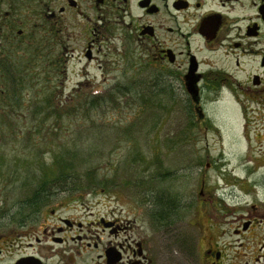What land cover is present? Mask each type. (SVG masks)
<instances>
[{"label":"rangeland","instance_id":"rangeland-1","mask_svg":"<svg viewBox=\"0 0 264 264\" xmlns=\"http://www.w3.org/2000/svg\"><path fill=\"white\" fill-rule=\"evenodd\" d=\"M62 4L0 0V217L24 214L29 194L53 175V159L82 151L87 159L76 161L79 176L57 189L50 185V201L28 213L42 218L55 209L83 223L56 250L70 256L86 243L98 247H86L84 258L69 264H97L109 242L127 249L138 241L145 264H211V251H222L218 264H264V216L256 219L264 214V111L245 120L240 110L222 106L214 116L219 128L208 140H192L184 94L156 78L135 80L115 54L121 45L114 42L113 9L79 16L59 13ZM91 40L96 59L89 63ZM118 82L145 87L114 90ZM157 195L174 197V218L153 219ZM14 217L0 224L15 228ZM101 218L131 224L113 236L98 226ZM248 220L253 226L243 228ZM77 234L81 243L71 239Z\"/></svg>","mask_w":264,"mask_h":264},{"label":"flooded vegetation","instance_id":"flooded-vegetation-1","mask_svg":"<svg viewBox=\"0 0 264 264\" xmlns=\"http://www.w3.org/2000/svg\"><path fill=\"white\" fill-rule=\"evenodd\" d=\"M62 2L61 14L84 16L85 10L102 12L113 9L114 42L121 45V49L115 47V54L127 69L133 71L135 80L156 78L162 88L177 89L184 94L182 116L188 130L193 132L192 140H208L212 127H218L214 116L222 106L240 110L245 120L254 118L257 110L264 111V0ZM56 17L52 12L47 18L53 21ZM97 18L102 20L100 16ZM95 24L96 30L98 23ZM94 47V40H91L85 48L84 56L89 63L96 59ZM132 84L118 82L114 90L131 91L129 89L134 87H145L144 84ZM201 186L202 196L204 183ZM57 212L51 210L42 218V215L11 214L18 223L15 228L7 229L0 224V264H69L67 259L84 258L82 254L86 247H98V244L86 243L81 246L82 252L77 250L70 256L64 255L65 249L57 251L56 245L61 248L70 231L75 228L83 230L84 227L83 223L62 217ZM262 216L264 214L257 215L256 219ZM40 218L43 219L41 227L34 224L41 221ZM47 221L52 223L47 225ZM97 223L113 236H118L131 224L122 225L119 219L104 218ZM253 224L248 220L242 226L247 228ZM38 228L43 229L39 231ZM236 232L241 234L243 231L237 229ZM71 239L81 243L83 237L77 234ZM133 243L135 248H132ZM133 243L129 242L125 249L124 245L109 242L102 248L97 264L148 263L145 262L148 258L144 244L140 241ZM125 250L131 253L127 259L123 254ZM210 257L211 264H218L223 253L211 251Z\"/></svg>","mask_w":264,"mask_h":264},{"label":"trees","instance_id":"trees-1","mask_svg":"<svg viewBox=\"0 0 264 264\" xmlns=\"http://www.w3.org/2000/svg\"><path fill=\"white\" fill-rule=\"evenodd\" d=\"M16 75H18L17 72ZM91 156H93V153L89 154L90 158ZM80 159H87V157H85L82 151H76L74 153H70V151L65 152L59 157L53 159V164L55 168H50V171L51 173H53V175H49V177L43 180L44 182H42L39 187L33 191V193L29 194V197L27 198L26 202L21 206L20 212L27 214L39 212L40 209L45 205L46 201H50V193H48V187L50 185H52L53 187L55 186L54 189H57V186H59L58 188H60V186H63V184L69 179L74 180V177L79 176L76 170L78 167L76 165V161ZM86 176L92 183L94 182L93 180H96L94 173L90 172ZM101 184L104 187L106 186L105 181L101 182ZM80 188L81 186L79 185V188L75 190L73 189V191L78 190L77 192H79V190H81ZM169 198L174 200L173 196H170ZM172 200L167 199V196L165 195H157L156 212L153 214V219H155V221L161 222L174 218L176 206L172 202Z\"/></svg>","mask_w":264,"mask_h":264},{"label":"bare ground","instance_id":"bare-ground-1","mask_svg":"<svg viewBox=\"0 0 264 264\" xmlns=\"http://www.w3.org/2000/svg\"><path fill=\"white\" fill-rule=\"evenodd\" d=\"M246 141V140H245Z\"/></svg>","mask_w":264,"mask_h":264}]
</instances>
